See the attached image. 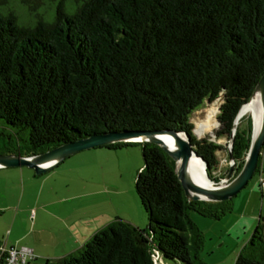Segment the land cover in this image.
<instances>
[{"label": "trees", "instance_id": "1", "mask_svg": "<svg viewBox=\"0 0 264 264\" xmlns=\"http://www.w3.org/2000/svg\"><path fill=\"white\" fill-rule=\"evenodd\" d=\"M29 9L22 18L0 0V120L12 131L0 133L1 155L36 156L112 132L175 130L189 135L209 177L220 180L223 146L197 139L191 118L223 97L216 138L230 142L264 74V0H57L43 13ZM212 116L195 130L199 138L216 127ZM251 135L244 116L231 150L235 175ZM137 144L144 167L136 190L148 227L119 218L46 264H157V253L163 264H205V237L190 212L220 220L233 199L189 202L176 163L155 144ZM235 264H264V215Z\"/></svg>", "mask_w": 264, "mask_h": 264}, {"label": "rangeland", "instance_id": "2", "mask_svg": "<svg viewBox=\"0 0 264 264\" xmlns=\"http://www.w3.org/2000/svg\"><path fill=\"white\" fill-rule=\"evenodd\" d=\"M8 1L13 4V8L17 9V12L22 18H26L28 17L27 10L29 9V7V10H33V12L43 13V11L46 12L47 10L52 8L57 0H25L27 4L26 6H24L21 0ZM222 103L223 97L217 99L213 103L206 101L205 104L198 111H196L191 118V122L194 124L195 131L200 123L207 121L209 115H213L210 121L213 124L216 122V127H213L212 130L207 131L202 138H199L198 136L196 137L199 140L210 139V141L217 142L223 146V150L219 154L221 158L220 164L217 170L214 172V176L220 177V180L223 179V176L228 171V164L226 163V160H229L228 140H218L216 138V133L220 129V123L217 117ZM245 118L246 120L248 118H251L250 114H246ZM0 133H12L11 129L6 126L2 120H0ZM0 140H2L1 137ZM137 143L140 142H131L130 144L117 149H108L102 147L80 152L65 160V163L63 165H60L58 169L56 168L54 170H50L45 173L44 176H55V172H63V174H61L59 178H67L69 181H71V188L69 192L68 189L65 188L61 190V185L59 184L57 188L61 194L60 197H64L68 194L76 195V193L78 192L76 190H80L82 192L87 191L88 203L101 201L102 205L100 208H103L105 212L107 208H110L109 211L110 213H112V217H117L116 215H119V217H121L122 219L126 218L128 220H132L133 223H135L134 225H136L137 227L146 229L149 225L148 216L143 209L136 190V181L138 175L141 172V169L144 167L142 145ZM261 166L264 168V147L261 152ZM20 170H25V172H34V170L26 167L9 169V171H0V176H2V174H5V172L16 173V176L7 178L5 182L9 187L10 194L19 193L21 190L18 183L19 178L17 176L19 175L17 174V172H20ZM258 179L259 174H255L247 188L240 192L235 198H233L234 211L220 220L207 218L193 211L190 212V216L193 218L195 223L198 225L199 230L205 237L204 244L200 249V258L203 263H236L238 254L240 253L244 245L250 241L258 225L259 218L257 217V221L255 222V224H253L252 228H250V230L252 229L251 232L239 241L236 240V237L233 235L234 233L230 232V230L233 229V226L230 225L235 223L239 218V213L242 210H239V205L240 208H242L243 206L242 196L244 194H247L248 190L255 184L259 186ZM3 182L4 181H2V185ZM51 182H53V180L50 181V183ZM78 182L79 184H77ZM36 183L38 185L35 192L41 189V187L43 186L42 179H40ZM50 183H47L45 185V194H47L50 190ZM94 192L97 193L93 196H90V193ZM262 192L264 193V191ZM262 192L260 191V194H262ZM262 195H260L261 198ZM48 198H52V195ZM262 200H264V198ZM259 202L260 211L262 204L260 198ZM251 207H253V203L249 205V208ZM98 208L99 207H97V209ZM97 211L101 212V210ZM261 215H264V211ZM6 218L7 215L0 217V232L5 229ZM161 261L162 260H160V263L163 264V262ZM39 262L40 263L34 262L33 264H45L42 261ZM164 264L183 263L173 260H164Z\"/></svg>", "mask_w": 264, "mask_h": 264}, {"label": "crops", "instance_id": "3", "mask_svg": "<svg viewBox=\"0 0 264 264\" xmlns=\"http://www.w3.org/2000/svg\"><path fill=\"white\" fill-rule=\"evenodd\" d=\"M64 163L65 161L51 170L58 169ZM0 171H9V169H0ZM17 174H19L17 176L21 190L16 194H10L9 187L5 183L7 178L16 176V173L5 172L0 176V217L7 215L5 229L0 232V245L6 248L21 246L31 248L35 260L30 264L40 263L39 261L46 264L48 261H56L77 252L94 234L121 218L119 215L112 217L110 208H107L106 212L100 208L101 201L88 203L87 191L76 190L78 191L76 195L68 194L60 197L57 188L59 184L61 190L65 188L69 192L71 188V181L67 178H59L63 172H55V176H37L33 171L20 170ZM40 179L44 187L35 192L38 185L36 182ZM52 180L53 182L50 183ZM2 181H4L3 185ZM47 183L51 186L49 192L45 194ZM260 191L259 186L255 184L242 196L243 206L240 208L239 205V210L242 209L239 218L230 225L233 226L230 232L234 233L238 241L251 232L250 228L264 211V200H262L264 193L261 191L262 195ZM96 193H90V196ZM51 195L53 199L48 198ZM259 198L262 203L260 211ZM251 203L253 207L249 208ZM123 220L133 223L126 218Z\"/></svg>", "mask_w": 264, "mask_h": 264}, {"label": "water", "instance_id": "4", "mask_svg": "<svg viewBox=\"0 0 264 264\" xmlns=\"http://www.w3.org/2000/svg\"><path fill=\"white\" fill-rule=\"evenodd\" d=\"M258 97L261 100L262 107L261 125L258 132H256L253 116L251 117L252 135L250 148L241 172L235 175L236 163L231 150L234 136L240 123V114L244 106L252 103ZM244 106L235 119L233 133L229 142V161L231 165L223 179L219 181H214L209 177L207 172L208 164L198 155L196 147L192 144L189 135L185 132L175 130L127 131L95 135L90 138L63 144L43 154L31 157L0 154V169L26 167L34 170L37 176H42L63 161L83 151L102 148L117 143H152L162 148L176 163L177 177L189 202H224L232 200L247 188L255 176L264 147V74L256 85L251 99ZM194 134L197 136L195 131ZM194 157L200 159L204 164L206 176L209 181L206 185L198 184L191 176L190 165Z\"/></svg>", "mask_w": 264, "mask_h": 264}, {"label": "built area", "instance_id": "5", "mask_svg": "<svg viewBox=\"0 0 264 264\" xmlns=\"http://www.w3.org/2000/svg\"><path fill=\"white\" fill-rule=\"evenodd\" d=\"M228 150H230V146H228ZM226 163L228 164V167L231 165L229 160H226ZM257 174H259V188L261 191H264V169L261 168ZM32 216H34V213ZM154 259L158 262L157 264H161L158 253L155 255ZM34 260L35 254L29 247L21 246L6 248L5 246L0 245V264H29Z\"/></svg>", "mask_w": 264, "mask_h": 264}, {"label": "bare ground", "instance_id": "6", "mask_svg": "<svg viewBox=\"0 0 264 264\" xmlns=\"http://www.w3.org/2000/svg\"><path fill=\"white\" fill-rule=\"evenodd\" d=\"M261 113H262L261 100L258 97L256 100H253L252 103L244 106L240 114L241 117L240 121L246 114H250V116L251 117L253 116L254 119L255 131L258 132L261 125ZM190 166H191L190 167L191 176L195 180V182L201 185L208 184L209 181L206 176L205 167L204 164L201 162V160L194 157L191 160Z\"/></svg>", "mask_w": 264, "mask_h": 264}, {"label": "clouds", "instance_id": "7", "mask_svg": "<svg viewBox=\"0 0 264 264\" xmlns=\"http://www.w3.org/2000/svg\"><path fill=\"white\" fill-rule=\"evenodd\" d=\"M228 169H229V167H228ZM256 174H257V172H256Z\"/></svg>", "mask_w": 264, "mask_h": 264}]
</instances>
